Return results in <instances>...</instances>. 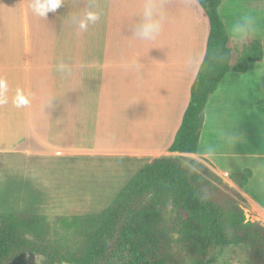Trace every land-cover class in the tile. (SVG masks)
Returning a JSON list of instances; mask_svg holds the SVG:
<instances>
[{"label": "crops", "instance_id": "1", "mask_svg": "<svg viewBox=\"0 0 264 264\" xmlns=\"http://www.w3.org/2000/svg\"><path fill=\"white\" fill-rule=\"evenodd\" d=\"M143 2L95 0L103 15L81 33L70 17L88 0H66L47 19L32 13L31 0H0V79L8 85L6 102L0 103V153H195L170 146L206 54L209 17L198 0H162L163 29L154 40L142 41L130 25ZM218 9L229 35L231 68L207 101L199 144L217 146L216 159L208 163L264 217V0H222ZM242 16L253 19L254 31L237 43L230 29ZM255 40L262 42V59L236 70ZM132 57L145 64L142 75L126 70ZM61 60L77 66L71 78L56 72ZM230 132L238 134L234 143L224 140ZM245 169L252 175L242 186L231 175Z\"/></svg>", "mask_w": 264, "mask_h": 264}, {"label": "trees", "instance_id": "2", "mask_svg": "<svg viewBox=\"0 0 264 264\" xmlns=\"http://www.w3.org/2000/svg\"><path fill=\"white\" fill-rule=\"evenodd\" d=\"M198 1L210 21L207 50L170 151H196L207 101L231 68L229 35L218 9L222 0ZM262 57V42L255 40L235 69L245 71ZM190 162L189 156L174 155L148 161L104 210L76 216L74 224L84 228L73 234L72 245L52 237L38 214L0 211V264H209L212 245H245L250 263L264 264V224L247 220L238 202L246 198L228 192L230 185L206 172V165L190 172ZM251 175L245 169L231 177L239 182L244 176L243 186ZM117 250L127 255L115 262Z\"/></svg>", "mask_w": 264, "mask_h": 264}, {"label": "rangeland", "instance_id": "3", "mask_svg": "<svg viewBox=\"0 0 264 264\" xmlns=\"http://www.w3.org/2000/svg\"><path fill=\"white\" fill-rule=\"evenodd\" d=\"M158 156L0 153V211L38 214L52 237L72 245L73 234L84 228L74 224L76 216L104 210L139 169ZM206 166V172L218 174L209 163ZM221 178L230 185L228 192L242 194L232 182ZM244 179L240 176L238 181ZM169 202L174 208L173 201ZM238 202L247 220L264 224V217H257L247 199ZM126 255V251L117 250L113 259L117 262ZM207 258L211 259L209 264H251L245 245H228L223 249L212 245Z\"/></svg>", "mask_w": 264, "mask_h": 264}, {"label": "clouds", "instance_id": "4", "mask_svg": "<svg viewBox=\"0 0 264 264\" xmlns=\"http://www.w3.org/2000/svg\"><path fill=\"white\" fill-rule=\"evenodd\" d=\"M66 0H31L30 8L34 15L47 19L50 12L55 13ZM102 11L98 8L95 0H88L85 7L78 11L71 13V21L81 33H86L90 26L97 24ZM166 19V11L162 0H144L142 10L138 17L130 25L133 35L142 41H151L158 37L163 29ZM254 31V21L251 17L242 16L237 20L230 29L232 38L237 43L245 42ZM144 65L141 63V57H132L125 65L126 70L130 72L139 73L142 75ZM77 66L72 62L61 60L56 65V72L63 78H71L75 73ZM8 85L3 79H0V103L5 101V93ZM55 98H50L49 104ZM22 104H27L28 101L22 100ZM19 106V105H18ZM238 139V134L235 132L225 133L224 140L227 143H234ZM217 156V146L210 143L198 144L195 153L189 157L191 161L186 166L192 173H198L201 165H206L212 162ZM169 212L173 210V205L169 202L166 205Z\"/></svg>", "mask_w": 264, "mask_h": 264}]
</instances>
